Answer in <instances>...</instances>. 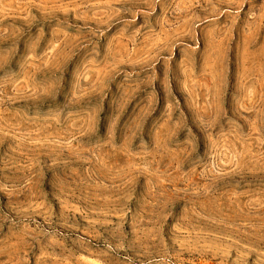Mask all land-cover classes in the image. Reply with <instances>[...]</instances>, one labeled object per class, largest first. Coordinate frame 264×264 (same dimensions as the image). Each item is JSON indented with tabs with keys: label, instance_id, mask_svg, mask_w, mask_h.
<instances>
[{
	"label": "rangeland",
	"instance_id": "1",
	"mask_svg": "<svg viewBox=\"0 0 264 264\" xmlns=\"http://www.w3.org/2000/svg\"><path fill=\"white\" fill-rule=\"evenodd\" d=\"M0 264H264V0H0Z\"/></svg>",
	"mask_w": 264,
	"mask_h": 264
}]
</instances>
